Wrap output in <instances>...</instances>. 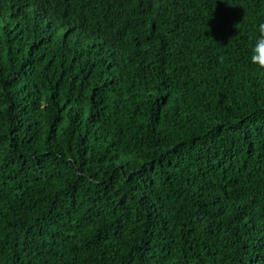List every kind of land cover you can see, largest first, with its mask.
<instances>
[{
  "label": "trees",
  "instance_id": "16d2710c",
  "mask_svg": "<svg viewBox=\"0 0 264 264\" xmlns=\"http://www.w3.org/2000/svg\"><path fill=\"white\" fill-rule=\"evenodd\" d=\"M261 23L264 0H0V264H264Z\"/></svg>",
  "mask_w": 264,
  "mask_h": 264
},
{
  "label": "clouds",
  "instance_id": "9594fccd",
  "mask_svg": "<svg viewBox=\"0 0 264 264\" xmlns=\"http://www.w3.org/2000/svg\"><path fill=\"white\" fill-rule=\"evenodd\" d=\"M239 28V25H237ZM259 35L250 49V63L264 69V23L258 26Z\"/></svg>",
  "mask_w": 264,
  "mask_h": 264
}]
</instances>
